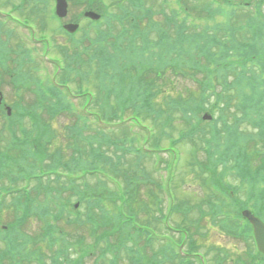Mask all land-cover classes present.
Masks as SVG:
<instances>
[{
	"label": "trees",
	"instance_id": "1",
	"mask_svg": "<svg viewBox=\"0 0 264 264\" xmlns=\"http://www.w3.org/2000/svg\"><path fill=\"white\" fill-rule=\"evenodd\" d=\"M29 1L36 13L37 11L40 12L42 19L43 13H47L52 0ZM259 2L262 3L263 1L259 0ZM122 12L125 15L126 9L123 8ZM263 18L264 16L261 12L248 14L240 21L241 27L236 26L234 23H229L228 28L231 33L224 36L207 35L200 40L201 34H194L192 39L198 40L196 52L193 49L191 50L190 46L180 36V44L174 41L167 42V45L158 47L159 57L149 54L155 57L156 60H142L136 66L132 74L133 78L130 80L132 84L124 78H120V84L116 85L112 75L104 72V67L108 65V62L114 57H118V53H120L119 50L112 52L105 46L104 43L107 37L104 35L100 39L101 53L96 52L92 56L90 54H80L77 56L78 58L71 59L73 64L69 61L66 68H63L61 80L66 84L70 83L72 79L74 81L79 80V84L82 85L96 77L95 79L99 82L101 91L112 86L120 88L121 90H117L120 93L117 94L119 97H116L123 102L120 107L114 105L113 100L115 97L111 95L107 96L106 105L101 104L102 102L96 103L103 110L105 109V114L101 111V121L106 124L117 122V124L122 125V128L127 133L130 131V123H132V126L136 122H140L142 125L146 124L149 130V139L153 141L150 142L152 145L157 143L159 146L161 138L173 137L166 130L177 128L178 125L175 126L176 124L171 122V120H178V117H180V123L183 124V127L177 130L180 142L184 144L195 143L191 154L192 166H195V162L199 163L198 151L201 150L207 155V165L210 157L213 159L216 156L212 160V164L216 165V167L206 165V168L211 171L210 177H216L212 181H217L221 163L224 165L225 175H227L229 169L233 172L234 170L239 171L243 182L248 184L253 192L256 191L250 201H253L258 212L264 215V164L244 163L239 158L242 152L238 148L243 145L244 147L241 146L242 148L248 149L247 147L251 141L253 153L258 156L260 154L264 156V153H261L264 149V104L260 109L259 116H254L252 114L255 108L253 97L256 95V90L250 92L244 90L243 92L241 90L242 86L239 84L237 87L240 94H235L237 88L235 84L232 85L230 83L236 76L240 78L237 69L247 66L248 61L252 58L250 54L253 51L252 49H264V39H262V35H264ZM239 28H246L252 33V36L248 37L247 45H244L246 50L242 52H240L241 45L236 42L237 38L234 34ZM2 35L3 30H0V77L1 71L2 74L7 71V62L20 63L24 59L29 58L27 52L19 49L21 47L19 43L21 42L17 43L16 47H9L8 42L10 40H5ZM255 51L260 52L259 50ZM203 56H207L204 61L202 59ZM208 57L212 58V60L208 61ZM96 58L98 60L94 64L93 61ZM222 61L227 64L226 67L211 73L213 64H221ZM145 72L155 76L157 81L152 79L145 80ZM174 75L188 76L196 84L192 87L196 88H191L190 85L187 87L181 86L182 88L178 87L181 80ZM216 75L224 78L223 84L218 88L214 77ZM140 77L144 78V80ZM188 87L191 89L188 90ZM51 92L55 101L50 99L44 105L46 109L50 110L52 115L69 107L70 101L64 97L62 88H52ZM183 92L187 95L184 96ZM82 93L87 92L82 91ZM107 93L110 94L108 91ZM138 98H141L146 104L136 103L134 99ZM130 104L137 106V110L145 107L151 108V106H154L155 109L147 114H143L145 113L143 109L141 111L143 116L140 120V117L136 115V111L133 112V109L131 112L129 111ZM213 107L214 109L217 108L221 113L218 119L211 121L202 120V112L205 110L211 111ZM238 108H241L244 120L249 121L247 122L248 124L256 126V134L243 132L239 134L241 119H238L235 114V110ZM110 109L116 112L113 116L109 115L111 114ZM28 113L25 108L20 106L17 107L12 117H8L0 109V116L2 117V121H0V197L9 196L8 198L13 199L12 202L6 205V209L10 211V217L14 219V222L11 223L4 222L3 202L0 206V248L3 247V249H0L1 264H31L32 259L38 261L39 264H82L84 257H94L95 264H123L126 260H129L127 263L132 264H166L167 261L170 260L172 262L176 258L178 259L177 264H194L192 259L175 255L174 250L171 248H167L166 252L151 245H154V243L151 241V234L147 232L146 227H148V230L152 229L155 223L151 219L154 215H147L145 222H142L135 206L138 203L137 197L141 195L139 185L143 186L147 182V174L143 169V159L147 158V155L143 154H147V152H144L143 149H140L143 154L137 151L138 147L133 145L135 139L130 146L126 145L131 138L128 135H124L120 139L121 144L119 145V149L122 152L114 155L122 158L125 155H129L131 160L128 163L132 168H125L121 165L122 162L118 158L116 159L112 155L108 156L106 154L105 143L108 142V134L96 130L97 135L102 133L99 138H94V143L97 146L91 145L88 150L84 149L80 155L78 141H74L75 139L73 138H67L68 144L65 149L58 148L55 151L56 153L52 152V161L48 169L42 170L41 167L40 172L34 173L32 172L33 168H39V164L42 165V161L49 153L48 150L50 149L51 151L53 139L46 129V124H44L45 127L42 129L35 124L29 125L27 121ZM162 115L164 116V122L170 121V124H162V126L150 125L149 121L152 120L159 123ZM187 119L193 121V127L197 128L196 131L192 129ZM85 127L83 125L74 126L72 135L74 137L81 136ZM200 134L203 135L199 143L196 138ZM82 141L86 140L82 138ZM144 141L145 145L149 143V141ZM176 141L177 139L173 141L171 147L180 152L179 143L176 144ZM236 142L238 145H236ZM261 142H263V146L259 144ZM146 148L151 153L154 152L153 147L148 145L144 150ZM68 156H70V159L66 161ZM149 162L151 163L152 159ZM83 169L88 171L89 174L91 173L87 182L84 180L72 182L62 179L58 175L66 170L79 173V170ZM46 171L50 172V176L43 174ZM107 171L113 172L116 176ZM28 173L38 178V183L33 190L29 184L31 185V182L35 181V179L31 177L32 180L30 182L31 178ZM99 173L105 175L109 173L115 179L121 177L124 184L130 186V191L127 187L122 193L126 196L125 200H123L126 208H120L118 211L106 207L108 205V197L112 198L113 203L116 204L118 199L115 197L122 191L104 182ZM141 173L146 178H142L140 176ZM83 175H86V173L84 172ZM43 176L47 178L43 179ZM150 180L154 181L148 177V181ZM226 183L228 186L231 185L227 180ZM135 184L137 186H134ZM66 187L77 189L79 193H71L65 196L62 191L65 192L63 189ZM73 195L76 196V201L81 202L82 208L76 210L73 205L76 202L72 200ZM227 195L230 196V194ZM161 196L160 193H157L152 198L153 206L145 205L149 209L148 214L152 210H156L157 207H159L158 212L162 215L164 214V209L160 206V204H163ZM227 206L232 209L226 210L225 213L224 207L220 209L217 204L216 206L213 205V207L209 208L210 214L214 219L219 220V225L233 235L246 233L244 232L245 228H243L242 220L238 216H231L230 211L232 212L236 204L231 202ZM12 211L15 213L14 215ZM36 212L38 213L37 220L40 221V231L43 233H40L39 237L43 236L42 239H45L48 246L53 248L49 263L45 261L44 253L40 254L39 249L41 248H30V245H28L33 236L21 230L23 224L27 221V215L30 219L33 218L32 214ZM59 219H66L70 223L76 222L78 225H84L89 228L90 233L77 237V233L73 231L69 233L60 228L57 223L54 224ZM195 223L199 225L202 220L198 219ZM218 259L219 257L216 258V262L213 264H218Z\"/></svg>",
	"mask_w": 264,
	"mask_h": 264
},
{
	"label": "rangeland",
	"instance_id": "2",
	"mask_svg": "<svg viewBox=\"0 0 264 264\" xmlns=\"http://www.w3.org/2000/svg\"><path fill=\"white\" fill-rule=\"evenodd\" d=\"M8 0H0V3H2L4 5V7L7 10H16L17 11V7L15 5H17V0L14 1V3L10 4L9 2H7ZM113 1V0H111ZM110 1V2H111ZM77 4L73 5V3H70V15L68 16V19L73 18V16H76L79 12L83 11L84 9V4L86 3V0H77L76 1ZM104 2L108 3L109 0H104ZM192 8L196 11V13L198 12V8L195 7L194 3L190 2ZM32 5V4H31ZM53 5L55 8V0H53ZM263 11H264V4H263ZM52 9V8H51ZM253 9V8H252ZM27 11V12H26ZM26 11L24 13H26V15H31V19L34 23L38 24L39 23V17H40V12L37 11L33 8L27 7ZM245 12H248L247 10ZM35 16V18H34ZM44 24H45V30L40 32L43 33V35H46L47 38L51 39V43H50V52H56L58 53V50H61V47L59 45H63L66 43V38L63 34H61V31L58 30L59 29V24L60 22L57 20H54L52 22H50L49 18L47 17L46 20L45 19H41ZM88 19L85 18H81L80 23L83 26H87ZM22 31H24V28H22ZM15 39V38H14ZM33 48L35 47L37 51H35V53H38V55L40 57H44V52L45 49L47 48L45 41L42 40L38 43H36L35 45L32 46ZM31 47V48H32ZM36 64L41 65L43 68L41 69V77L44 78L46 76H50L51 78L53 77V75L55 74V69H56V61L52 62L50 60H48L46 63L41 64L38 60H36ZM257 71H260V68L258 65H252ZM95 75V74H94ZM95 77V76H94ZM96 78V77H95ZM91 79L89 82L87 81L86 83H83L82 85L79 84V80L78 81H71V84H69V86L71 87V102H72V108L75 109H80L82 106H85L84 104H86V98L85 96H89L88 94L83 95L81 91H86V92H91V90L94 91L95 93V98L96 100L99 99H103L102 96V91L99 87V82H97V79ZM145 80H156L155 76H152L150 74H147V72H145V76H144ZM2 84H4V82L2 81ZM191 84L190 80L184 79L181 80L180 83L178 84V87L182 88L183 87H187ZM189 90V89H188ZM182 91V90H180ZM183 95L186 96L187 94L185 92H183ZM10 96H6L5 98H7V100L9 99L10 101ZM94 100V97H93ZM12 101V99H11ZM134 101L137 103H141V104H146L145 102L142 101L141 98L138 99H134ZM99 103V102H96ZM94 104V103H93ZM91 104V108L92 105ZM114 104L117 107H120L119 104L117 103V101H114ZM94 109L97 114H100V111L104 112L105 114V109L103 110L101 106L96 105L94 106ZM145 113L143 114H147L149 111H154L155 107L151 106V108L149 107H145L143 108ZM143 109L141 110H137L138 114H142L140 111H143ZM116 110V108H115ZM110 113L109 115L113 116L116 112L113 111L112 109H110ZM180 113L183 116V113L180 111ZM143 114L141 115V117L143 116ZM70 118L68 113L62 114L61 116L57 117L55 120L50 121L49 119H46V122L51 124V128H54L56 135H57V140H54L52 142L51 145V151L50 149L48 150V154L45 157L44 161L41 163L42 165L39 164V168H33L32 172L36 173V172H40V168L42 167L43 169H47V167L49 166L50 162L52 161L51 157H52V152L56 153L55 151L58 148H66V145L68 144V141L63 139V134L65 133V123ZM161 120L159 121V123L155 122L154 120L149 121L150 125H161L162 124H170V121L165 123L164 121V116H161ZM189 120L190 126L192 127V129L194 131L197 130V128L193 127V121L190 119ZM148 121V120H147ZM171 122L175 123L178 127H174L172 130L171 129H167L166 132L171 135H173V137L168 138V137H164L160 139V145L158 146L157 143H155V145H152L150 143V146L152 147H157V148H166V147H170L173 144V141L175 139H177L176 144H178V147L180 149V152H178V155H180L181 157L176 161V165H173L172 169L168 170L167 168V163L165 162L166 160L164 158H169L171 157V155L169 156V154H167L164 151H160L161 155H160V159H158V161L160 160L161 162L158 163H150L149 160L153 158V154H150V157L147 156V158H145L143 160L144 162V166L143 169L147 174V179L149 177V179L154 180L155 182H157V185L155 184V182L147 181L145 183V185H139L140 187V192L141 195L137 197V201L138 203L135 205L137 208V212L139 213V218L142 222H145L144 220L146 219L147 215H152V211L149 212L148 214V208L145 206H153V200H152V196L150 195V192H153V190L159 192L162 196H161V202L166 206L167 204L170 205V200L169 197L173 196L175 197L176 203H179L182 207L189 209L188 212H186L185 210H183V208H179L181 209L183 212H173L171 214V218H170V223L172 224V226L176 227V228H180V226L186 225L190 230L189 234L190 237L188 239H186L184 242L182 243L181 248L183 249L184 253L188 255V257L190 259L193 260V262H195L196 264H200V260L198 257H195V255L192 254H188L189 253H198L201 255L205 256V259L207 260L206 262L208 264H210V262H212L211 264L216 262V258L218 256H223L225 257V262L223 264H243V261H245L247 259V256L249 257L248 254V246H249V241L247 240L246 236L244 234H240V235H233L232 233H230L228 230H226L225 228H223L222 226H220L219 224V220L218 219H214L212 217V215L210 214V210L209 208L211 207V205L216 206V204L220 207V209L222 207H224V211L226 210H230L231 207L227 206L228 204L231 203L230 198L227 196L226 193L222 192L221 186H222V181H211L212 179H216L212 178L209 176L208 172L205 171L206 170V159H207V155L204 151L199 150L198 151V158H199V163L195 162V166H192L191 160H192V152H193V147L195 145V143H181L179 138H178V132L177 130L181 127H183V124L180 123V117H178V120H171ZM185 123V122H184ZM137 130H140L141 128H139L138 126ZM50 128V129H51ZM92 131H94L91 128ZM110 130V128L108 129ZM119 130V129H118ZM171 130V131H170ZM240 132L243 133H248V134H253V133H257V129H255L254 127H248L247 125H242L241 128H239ZM136 137H140V139L145 140L146 136L144 134H140L137 131H131ZM255 133V134H256ZM85 135L90 136L91 133L89 131H87L85 133ZM203 134L198 135V137L196 138V141L200 143V138L202 137ZM66 141V142H64ZM94 141V140H92ZM184 144V145H183ZM260 145L263 146V142L259 143ZM250 148H253L252 142L250 141ZM253 150V149H252ZM261 153H264V149L261 151ZM216 157V156H215ZM214 157V158H215ZM260 158H262L261 160L263 161L264 156L262 154H260L259 156ZM213 158V159H214ZM172 159V157H171ZM210 157V161L208 162V165L210 167V165L212 167H216V165L212 164V160ZM131 159L126 158V160L124 161V163H122L121 165L124 166L125 168L129 169L132 168L130 167V164L128 163V161ZM157 160V157H156ZM220 172L224 169V165L221 163L220 164ZM202 173V174H200ZM140 176L142 178H146L143 176V174L141 173ZM236 174L235 173H229V175L225 178L227 180V182H230L232 184L231 188L234 187V185L237 186L238 188V196L242 199L245 198L246 196V189L245 188H240L241 183L238 182L236 180ZM207 180V181H206ZM36 185L35 181L32 182L31 185V189H34V186ZM134 186H137L136 184ZM151 188V189H150ZM136 189V188H135ZM147 190H152V191H147ZM166 198V200H165ZM168 200V201H167ZM75 204V203H74ZM162 205V204H161ZM201 205L202 208L205 210V215L202 217V223H200L199 225L196 224L195 222L199 219V217L201 216L200 210H201ZM168 210V208H166V211ZM13 212V211H12ZM15 213L13 212V215ZM11 216L10 211H4V217H5V223H11L14 222V219ZM33 218L29 219V216L27 215V221L23 224L22 226V231L28 235L33 236V239L30 242V248H41L39 249L40 254H42V252L44 253L45 257V261H47L48 263L50 262L49 257L52 254L53 248H50L47 244V241L45 239H42L43 236L40 238L39 234L42 233L40 231V221L37 220L38 219V213L36 212L35 214H32ZM13 220V221H12ZM55 222V221H54ZM58 225L60 226V228H62L65 231L70 232H75L77 233V237L84 235L86 233H89L88 227L84 226V225H78V223H70L68 222L66 219H59L58 220ZM158 231L160 233H167L165 229H158ZM43 234V233H42ZM65 234H67L65 232ZM68 235V234H67ZM174 240L175 236L173 234V231L170 234ZM89 236L87 237L88 240ZM177 238H179V236H177ZM35 241H37V243H35ZM87 243V242H86ZM162 244V243H161ZM159 244V246L161 245ZM36 245H38L36 247ZM172 245L173 242H172ZM174 248H176L175 246H173ZM179 247V246H177ZM159 248L156 245V249ZM240 258V262L238 263L236 258ZM195 257V258H194ZM188 258V259H189ZM95 261L94 257H84V262L82 264H91V262ZM178 259L176 258L174 261L170 262L167 261L166 264H177ZM206 263V264H207ZM257 261H253L252 264H256ZM1 264V263H0ZM31 264H39L37 261H35L34 259H32ZM132 264V263H130Z\"/></svg>",
	"mask_w": 264,
	"mask_h": 264
},
{
	"label": "water",
	"instance_id": "3",
	"mask_svg": "<svg viewBox=\"0 0 264 264\" xmlns=\"http://www.w3.org/2000/svg\"><path fill=\"white\" fill-rule=\"evenodd\" d=\"M57 12L60 16L65 15L67 12V0H58V5H57ZM70 29H75V25L73 26H68ZM245 215L249 217V219L252 221V223L255 226L256 234L258 236V239L262 245V248L264 249V224L261 222L260 219L254 216L249 211L245 212Z\"/></svg>",
	"mask_w": 264,
	"mask_h": 264
}]
</instances>
